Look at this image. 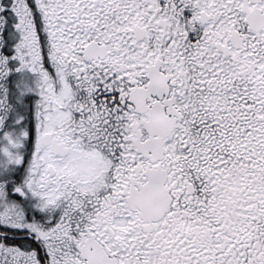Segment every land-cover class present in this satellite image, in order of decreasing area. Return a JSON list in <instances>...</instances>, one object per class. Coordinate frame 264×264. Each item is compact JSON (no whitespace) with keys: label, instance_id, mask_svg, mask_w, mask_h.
<instances>
[{"label":"snow or ice","instance_id":"obj_1","mask_svg":"<svg viewBox=\"0 0 264 264\" xmlns=\"http://www.w3.org/2000/svg\"><path fill=\"white\" fill-rule=\"evenodd\" d=\"M0 264H264V0H0Z\"/></svg>","mask_w":264,"mask_h":264}]
</instances>
